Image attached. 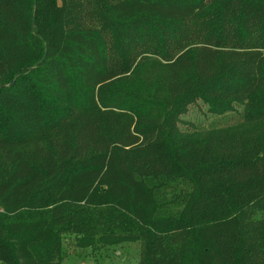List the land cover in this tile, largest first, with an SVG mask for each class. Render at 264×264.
Instances as JSON below:
<instances>
[{"label": "trees", "instance_id": "16d2710c", "mask_svg": "<svg viewBox=\"0 0 264 264\" xmlns=\"http://www.w3.org/2000/svg\"><path fill=\"white\" fill-rule=\"evenodd\" d=\"M64 228L264 264V0H0V264H61Z\"/></svg>", "mask_w": 264, "mask_h": 264}, {"label": "rangeland", "instance_id": "374dc122", "mask_svg": "<svg viewBox=\"0 0 264 264\" xmlns=\"http://www.w3.org/2000/svg\"><path fill=\"white\" fill-rule=\"evenodd\" d=\"M128 81L129 84L135 83L136 79ZM185 123H181L183 130H193L195 128L205 129L236 122L235 114L220 117L206 113L203 105L193 106L188 113L183 116ZM96 210L81 214L82 224L88 228H93L95 224ZM101 211V209H100ZM105 213L109 209L103 210ZM30 214V213H29ZM26 214L24 216L43 215V212L36 214ZM92 237H87L83 231H73L72 228L60 233L62 244L61 264H139L141 255V242H122L116 244H106L100 240L101 233L93 231ZM84 243L85 245H83Z\"/></svg>", "mask_w": 264, "mask_h": 264}]
</instances>
